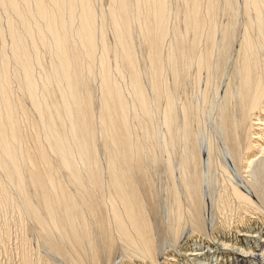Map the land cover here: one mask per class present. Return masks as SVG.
Masks as SVG:
<instances>
[{"label":"bare ground","instance_id":"6f19581e","mask_svg":"<svg viewBox=\"0 0 264 264\" xmlns=\"http://www.w3.org/2000/svg\"><path fill=\"white\" fill-rule=\"evenodd\" d=\"M263 231L264 0H0V264H264Z\"/></svg>","mask_w":264,"mask_h":264},{"label":"rangeland","instance_id":"374dc122","mask_svg":"<svg viewBox=\"0 0 264 264\" xmlns=\"http://www.w3.org/2000/svg\"><path fill=\"white\" fill-rule=\"evenodd\" d=\"M190 93H191V92H189V94H190ZM27 103H28V101H27ZM261 235H264V231H263V233H262ZM236 236H237V237H240V236H238L237 234H236ZM250 240L253 241V239H250ZM254 241H255V240H254ZM254 241H253V242H254ZM234 243H235L236 245H238L237 242L234 241ZM193 249H197V248H192L191 251H194ZM233 250H235V249H233Z\"/></svg>","mask_w":264,"mask_h":264}]
</instances>
